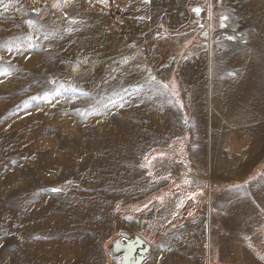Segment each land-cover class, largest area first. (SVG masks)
Returning a JSON list of instances; mask_svg holds the SVG:
<instances>
[{"label":"rangeland","instance_id":"374dc122","mask_svg":"<svg viewBox=\"0 0 264 264\" xmlns=\"http://www.w3.org/2000/svg\"><path fill=\"white\" fill-rule=\"evenodd\" d=\"M29 2L0 0V264H113L122 233L264 264V0Z\"/></svg>","mask_w":264,"mask_h":264},{"label":"flooded vegetation","instance_id":"af4514ba","mask_svg":"<svg viewBox=\"0 0 264 264\" xmlns=\"http://www.w3.org/2000/svg\"><path fill=\"white\" fill-rule=\"evenodd\" d=\"M132 237V235L122 233L119 237L114 238L110 246L112 260H117L118 264H129L126 260H134L139 244Z\"/></svg>","mask_w":264,"mask_h":264},{"label":"built area","instance_id":"2783aa9c","mask_svg":"<svg viewBox=\"0 0 264 264\" xmlns=\"http://www.w3.org/2000/svg\"><path fill=\"white\" fill-rule=\"evenodd\" d=\"M48 0H30L29 7L33 11L40 10L46 6ZM89 3L93 4L95 0H88ZM178 161L176 163L181 164V179H188L189 176H192L193 173V167L192 163L190 161V153H185V156L183 158H178ZM190 172V173H189ZM187 200V199H186Z\"/></svg>","mask_w":264,"mask_h":264},{"label":"water","instance_id":"95a60500","mask_svg":"<svg viewBox=\"0 0 264 264\" xmlns=\"http://www.w3.org/2000/svg\"><path fill=\"white\" fill-rule=\"evenodd\" d=\"M132 238L134 240L136 239L137 243L139 244L138 251L134 260H126V262H128L129 264H147L151 253L150 245L138 236H133ZM113 262V264H118L117 260H114Z\"/></svg>","mask_w":264,"mask_h":264},{"label":"snow or ice","instance_id":"6c2138e0","mask_svg":"<svg viewBox=\"0 0 264 264\" xmlns=\"http://www.w3.org/2000/svg\"><path fill=\"white\" fill-rule=\"evenodd\" d=\"M193 11H195L197 14H199L200 13V9L199 8H197V9H194ZM0 47H7V50L9 51V52H11L12 51V48L10 47V46H7V45H2V46H0ZM153 79H155L154 77H153ZM165 87H167L166 85H165ZM237 187H239V186H237ZM53 191H60V189H53Z\"/></svg>","mask_w":264,"mask_h":264},{"label":"bare ground","instance_id":"6f19581e","mask_svg":"<svg viewBox=\"0 0 264 264\" xmlns=\"http://www.w3.org/2000/svg\"><path fill=\"white\" fill-rule=\"evenodd\" d=\"M183 201H184V200H183ZM183 201H182V202H183ZM179 204H181V203H178V205H179ZM183 204H184V203H182L181 205H183Z\"/></svg>","mask_w":264,"mask_h":264}]
</instances>
